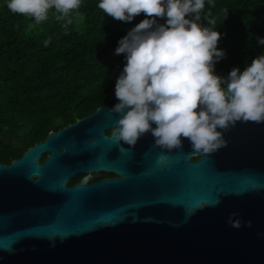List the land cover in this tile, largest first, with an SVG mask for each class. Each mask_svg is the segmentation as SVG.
<instances>
[{
    "label": "water",
    "instance_id": "obj_1",
    "mask_svg": "<svg viewBox=\"0 0 264 264\" xmlns=\"http://www.w3.org/2000/svg\"><path fill=\"white\" fill-rule=\"evenodd\" d=\"M114 105L0 161V264H264V123L212 154L183 137L169 152L151 133L117 141ZM100 170L121 177L67 185Z\"/></svg>",
    "mask_w": 264,
    "mask_h": 264
},
{
    "label": "clouds",
    "instance_id": "obj_2",
    "mask_svg": "<svg viewBox=\"0 0 264 264\" xmlns=\"http://www.w3.org/2000/svg\"><path fill=\"white\" fill-rule=\"evenodd\" d=\"M80 3L9 0L7 7L39 23L53 7L61 14L57 19L65 20ZM98 7L121 22L146 16L119 40L114 53L126 59L115 86L119 102L110 109L121 117L117 141L135 147L151 133L155 146L170 152L183 149V137L193 152L212 154L226 146L225 133L238 122L264 123V54L243 71L234 67L227 77L215 74L216 62L227 53L217 47L223 33L213 30L211 11L204 17L208 26L203 24L205 0H101ZM71 23L67 19L64 27ZM257 40L264 45V38ZM167 161V155L160 156V164Z\"/></svg>",
    "mask_w": 264,
    "mask_h": 264
},
{
    "label": "trees",
    "instance_id": "obj_3",
    "mask_svg": "<svg viewBox=\"0 0 264 264\" xmlns=\"http://www.w3.org/2000/svg\"><path fill=\"white\" fill-rule=\"evenodd\" d=\"M0 0V159L10 162L26 148L103 103L115 104L116 80L126 63L115 55L119 40L146 18L117 21L98 7L101 0H81L65 20L55 8L37 23L13 13ZM214 5V6H213ZM226 10V11H224ZM216 17L213 30L223 33L217 47L226 57L215 74L227 77L264 54V0H205L204 17ZM67 19L72 23L64 27ZM166 23V18H158ZM50 40L47 46L45 41Z\"/></svg>",
    "mask_w": 264,
    "mask_h": 264
},
{
    "label": "flooded vegetation",
    "instance_id": "obj_4",
    "mask_svg": "<svg viewBox=\"0 0 264 264\" xmlns=\"http://www.w3.org/2000/svg\"><path fill=\"white\" fill-rule=\"evenodd\" d=\"M113 105H114V104H113ZM113 130H114V128H112V129H107L106 132H107L108 134H110ZM44 138H45V137H44ZM44 138H43V139H44ZM40 140H42V139H40ZM40 140H38V141H40ZM38 141H35L34 143H36V142H38ZM34 143H32L31 145H33ZM31 145H29V146H31ZM29 146H28V147H29ZM28 147H27V148H28ZM27 148H26V149H27ZM198 158H199V156H197V155H193V156H192V159H193V160H196V159H198ZM12 159H14V158H12ZM45 159H46V154H44V155H42V156L40 157V161H41V162H44ZM0 161H1L3 164H10V163H11V161H10V162H4V161H2L1 159H0ZM84 176H90V179H89L88 183L97 182V181H100V180L105 179V178L121 177L120 175H118L117 173L112 172V171H105V170L91 171V172H85V173H80V174L75 175L74 177H72V178L69 180V182L67 183V185L70 186V185H73V184L79 182Z\"/></svg>",
    "mask_w": 264,
    "mask_h": 264
}]
</instances>
